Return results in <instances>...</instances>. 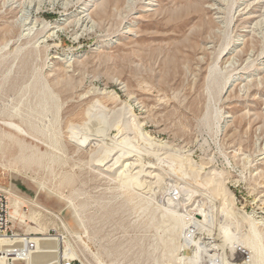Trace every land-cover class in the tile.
Segmentation results:
<instances>
[{"label": "rangeland", "instance_id": "374dc122", "mask_svg": "<svg viewBox=\"0 0 264 264\" xmlns=\"http://www.w3.org/2000/svg\"><path fill=\"white\" fill-rule=\"evenodd\" d=\"M128 1L96 0L88 23L76 11L82 0H0V132L15 137L0 139V185L10 198L15 194L25 200L21 214L13 212L12 227L46 236L57 227L58 214L71 230L63 233L62 247L67 242L78 254L83 251L85 259L77 258L82 264H100L97 254L113 264L115 254H107L113 241L132 242L121 264H155L159 254H150L156 229L142 213L144 198L134 192L139 187L123 189L115 170L98 168L97 155L69 143L68 124L88 119V107L108 113L106 129L117 146L132 153L133 145L141 150H132L140 163L161 167L163 184L150 193L157 203L162 204L160 196L169 185L178 183L189 191L188 202L202 199L209 205L202 194L210 188L198 182L217 169L230 189L233 210L264 225V175L257 169L264 154V74L257 71L264 55V5L151 0L153 10L147 11L148 0ZM247 5L255 11L249 22L239 16ZM62 18L67 20L62 23ZM255 26L248 51L224 62L234 42L245 40V32ZM213 67L223 77L217 88L211 82ZM245 73L250 74L248 86L231 84ZM45 85L54 97L47 106L38 104ZM233 113L245 117L227 124L226 116ZM49 130L58 149L49 145ZM17 140L43 152L42 163L19 161ZM51 151L57 157L53 164ZM50 188L59 195L49 194ZM70 201L81 212V222ZM32 217L39 219L37 224L30 222ZM249 227V219L242 221L241 233ZM141 238L143 245H137ZM237 256L234 261L240 264L248 259ZM157 261L162 263L161 257Z\"/></svg>", "mask_w": 264, "mask_h": 264}, {"label": "bare ground", "instance_id": "6f19581e", "mask_svg": "<svg viewBox=\"0 0 264 264\" xmlns=\"http://www.w3.org/2000/svg\"><path fill=\"white\" fill-rule=\"evenodd\" d=\"M95 1L96 0H82L83 5L80 6L78 10H76L83 22L89 23L91 21L89 10ZM129 1L131 2L132 0ZM252 3H255V6L264 5V0H252ZM248 5L239 11V16H241V18L246 22H249L255 17L253 14L255 11L250 9ZM152 6H154L153 1L148 0L146 3V10H153ZM66 20L67 18L61 19L62 23H64ZM256 28L257 26L245 32L244 36L247 37L245 40H237V42H234V47L225 53L224 62H230L235 54H245L248 51V48L252 45V39H254V37L251 35L254 33ZM228 46L229 44L225 47V49H227ZM206 48H208V46H206ZM64 66L67 67L66 64H64ZM65 67L58 68L57 72L62 69L64 70ZM55 70L56 69L50 70L48 74L51 75L55 72ZM263 70L264 55L261 59H259L257 68L259 73L264 74ZM219 74L220 73L217 72L216 68L214 69L213 67L211 82L213 83L214 88H217L223 79V77L221 79ZM249 76L250 74L248 75L246 73L237 75L235 78H233L234 82L231 84L236 86L239 82V84L246 86L248 84L247 79ZM229 82H231V80H228L227 84ZM45 87L46 88H44L41 92V101H39L38 104H45V106H47L54 101V97L52 89L46 85ZM231 92L232 91L228 92L226 96L227 99L231 97ZM248 93L250 95H254V91L251 89L248 91ZM96 102L97 100L93 102V105H95ZM95 109L97 108L95 107ZM87 114H89V118L85 121L80 123L70 122L68 124L70 133L69 143L76 146L78 149L86 151L91 157L97 155L98 159L96 158V160L98 163L101 162L99 166H102L98 168L105 170L110 169L109 171L115 170L116 178L120 181L121 186L124 187L123 189L139 187V190L134 189V192L138 196L144 198L145 204H143L141 207L142 213L149 216L150 219L148 225H152L156 229L154 240L149 245L150 254L159 252V254L155 257V264H164V261L168 264H204V262L208 260H206V258L215 256L220 259L221 264H225V260L228 264H240L234 261L236 259L235 256L237 255H248V259L246 258L242 264H264V230H261L260 228V224L263 222L261 220L260 222L252 219L250 215L233 210L232 198L230 199V189L221 179L222 174L220 171L213 169L211 172L205 174L201 182H198V184L203 188L207 186L210 188V191H208L209 193L205 192V194H202L207 196V199L210 202L209 205L202 201V199H194L192 202H188L187 199L191 197V195L188 193L189 191L186 189V187H181V185L175 182V184L172 185L168 184L170 187H167V190L163 192V196H160L163 198L159 199V201L162 203L159 204L154 200L156 199L154 198L156 197L155 194L150 195V193L153 187H160L163 184L164 177L161 176V167H159L158 164L156 165L153 163H147L146 165L140 163L141 159L139 154H134L135 151H132L136 149L138 150L137 152H139V149H137L135 146L130 145L129 148H134L131 149L132 153H130V150L125 148V145L120 148L121 145L117 146V144H115L113 139L109 137L110 135L108 129H106L110 117L108 113L105 112V109H100L95 112V110L92 111L91 108L88 107ZM27 117H29V115H27ZM226 117L227 124H230L236 120L237 116L233 113L228 114ZM241 117H245V115L242 114ZM241 117L238 116L237 118L240 119ZM11 125L19 131H24L21 129L20 125L16 123H11ZM27 132L28 134H32L29 130ZM49 132L51 131L49 130ZM231 132L232 129L229 132L227 131L226 136L230 137ZM52 135L53 139L51 138ZM4 136H8L9 139L15 138L14 134L12 133L0 132L1 140H3ZM49 138L51 139L48 141L50 147L53 149H58V147L55 145L57 143L55 134L51 132ZM109 140L111 142H109ZM16 142H18L20 146L18 155L19 161L25 164L38 163L40 165L42 163L44 158V155L42 154L43 152L39 153V151L34 146L27 145L22 141L17 140ZM125 142L127 143V141ZM159 146H161V143ZM161 147L163 148V146ZM141 156V158H143V155ZM56 160L57 157L54 156V152H49L50 163L53 164ZM257 169L261 175H264V154L259 157ZM178 170L180 171V168ZM181 171L184 170L181 169ZM142 176L146 177L144 181L145 183L142 181ZM153 179H156V181L154 182ZM169 179H171V177ZM50 190L51 188L48 190L49 194L53 193L55 195H59L53 190ZM14 195H11L12 197L10 198L12 204V220L14 213L18 216L21 214L22 204L25 202V200L22 201L15 197L16 195ZM70 202L74 206V214L77 220L81 222V212L72 201ZM162 205H165V207ZM246 219L250 220L249 232L242 234L240 231V226L242 225V221ZM38 220L39 219L32 217L30 222L32 224H37ZM261 225L264 227L263 224ZM68 228L70 229L69 226ZM45 235L46 236H43L47 237L48 241L39 242L37 247L32 251L28 260V264H59V259L62 257V255L69 258L85 259L83 251L82 253L78 254L67 242H64L63 248V242L61 241V238L59 239L56 236H48L47 234ZM178 237H180L181 240L180 244H178ZM51 240L54 242L50 243L49 241ZM138 244L143 245L142 238L138 241L137 245ZM111 245L113 250L108 251L107 254L111 257L115 254V258L112 259L113 264L123 263L124 259L121 257L126 256L131 252L130 247L132 242H128L126 245L125 243L117 244L115 241H113ZM44 253L53 255V258L46 261H39L43 260L42 256ZM38 254H41L40 257H38ZM142 254L143 252L140 253V256H142ZM160 257L162 263L157 261ZM96 258L97 262L100 264H105V259L101 255L97 254ZM81 262L77 260V264H82ZM136 264H140L139 261Z\"/></svg>", "mask_w": 264, "mask_h": 264}, {"label": "built area", "instance_id": "2783aa9c", "mask_svg": "<svg viewBox=\"0 0 264 264\" xmlns=\"http://www.w3.org/2000/svg\"><path fill=\"white\" fill-rule=\"evenodd\" d=\"M45 211L51 212L47 209ZM54 214V213H53ZM57 220V227L48 231V236H56L62 240L64 232L71 234L67 224L58 214H54ZM12 204L8 191L0 185V264H28L32 251L39 242L47 240L41 232L17 231L12 227ZM24 222L26 221H19ZM59 264H77L76 258H69L64 255L59 259ZM205 264H221L218 257H209Z\"/></svg>", "mask_w": 264, "mask_h": 264}]
</instances>
